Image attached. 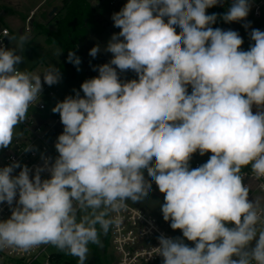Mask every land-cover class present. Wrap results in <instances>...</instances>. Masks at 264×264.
<instances>
[{
    "label": "clouds",
    "instance_id": "1",
    "mask_svg": "<svg viewBox=\"0 0 264 264\" xmlns=\"http://www.w3.org/2000/svg\"><path fill=\"white\" fill-rule=\"evenodd\" d=\"M227 2L127 0L112 13L119 32L88 53L111 59L51 109L63 125L58 155L0 167V205L10 209L0 219V251L49 245L87 264L89 245L103 247L101 235L155 183L163 220L182 237L160 233L148 258L264 264V204L250 198L243 172L264 179V31L244 23L253 43L243 50L238 31L213 27L246 21L252 0H230L222 14H209ZM5 37L14 46L0 40V149L10 148L44 85L63 78L54 64L42 72L21 67L28 34L4 30ZM67 62L81 70L75 51ZM127 71L137 78L122 80ZM23 151L37 149L28 143ZM195 153L211 155L192 168Z\"/></svg>",
    "mask_w": 264,
    "mask_h": 264
},
{
    "label": "built area",
    "instance_id": "2",
    "mask_svg": "<svg viewBox=\"0 0 264 264\" xmlns=\"http://www.w3.org/2000/svg\"><path fill=\"white\" fill-rule=\"evenodd\" d=\"M109 10L119 11L127 0H99ZM91 3V1H90ZM97 8L95 3H91ZM264 3H252L254 16L259 17ZM34 15V14H33ZM29 18L27 20L26 32H30ZM3 28L0 32V40L4 38ZM179 31V29H177ZM134 79L137 78L133 72ZM58 90L53 86L44 85L40 103L29 109L27 120L18 125L16 135L10 148L0 149V167L10 164L13 160H18L21 164H26L29 167L42 164L41 153L52 157L58 155L55 150V142L59 134L63 132V125L59 118L54 117L50 102L56 98ZM51 100V101H50ZM255 111V108H254ZM31 143L37 149L33 152H24V147ZM211 153H206L200 156L199 153L193 154L190 161L192 168L198 167L205 163ZM20 169L16 170L18 174ZM246 174L245 183L250 188V198L259 199L264 204V179L257 180L251 173L250 168L243 171ZM45 177L47 174H44ZM145 176L147 173L145 171ZM153 196L163 201V194L159 192L155 183L152 184ZM120 215L123 217V222L118 227H113L108 232V240L112 245V249L117 255L116 264H154L162 258L159 255H153L148 258V255L154 253L155 247H158L159 241L157 237L160 233H164L171 237H176L170 228L169 222H162L159 216L152 210H147L144 207L133 206L128 203L126 210ZM10 216V209L6 204L0 205V219H5ZM61 252L49 245H42L29 252L20 250H3L0 251V264H57L58 257Z\"/></svg>",
    "mask_w": 264,
    "mask_h": 264
},
{
    "label": "rangeland",
    "instance_id": "3",
    "mask_svg": "<svg viewBox=\"0 0 264 264\" xmlns=\"http://www.w3.org/2000/svg\"><path fill=\"white\" fill-rule=\"evenodd\" d=\"M41 1L44 0H0V7L3 6L8 8L7 11L0 10V32L3 28H7L11 34H28L30 37V42L26 46L24 51L25 62L21 65L22 68L42 72L49 64H54L57 67L62 62L63 52L60 47L57 46H48L45 42V37L40 34V28H55V21L59 19L65 13V1L66 0H48L47 3L40 8V10L35 15V24L31 28L30 32H26V17L29 15L30 11L34 9ZM70 0H67L69 2ZM95 3L97 9L100 13L99 21L103 24L104 29L99 32H89L85 38L82 50L84 52V60L86 61L89 72L91 73L90 77H95L98 75L97 71L93 70V66L101 65L107 63L111 57V53H104L101 51L96 58L89 56V50L99 43L102 47L106 45L107 41L110 39L113 33L119 32V29L113 27V22L111 20L112 13L116 12L114 10H109L99 0H89V2ZM259 1V0H257ZM252 2H254L252 0ZM230 4V0L226 3L224 8L213 7L208 9L209 14L215 12L222 14L227 6ZM54 8H57L56 13L50 17V13ZM264 9V7L262 8ZM262 13V12H261ZM107 22V26H105ZM246 22H251V28H258L261 31H264V14H261L259 17L254 16L253 9L250 10V13L246 21L242 22H233L230 24L220 21L222 24V29H232L238 31L241 37L244 40L242 45L243 50H247L249 44L252 42L249 38L248 33L251 31V28L245 29L243 24ZM9 47L14 46L8 44ZM122 80H131L134 79L133 72L127 71L120 74ZM54 88L58 90V94L55 99H53L50 104L51 107H54L57 101H62L69 93V88L61 81L60 83L54 85ZM160 201L158 198L149 193L148 199L140 203L128 202L133 206L144 207L147 210L154 211L162 222L163 220ZM171 228V227H170ZM172 230V229H171ZM172 232L177 236L182 237V232L180 230H175ZM101 240L103 247H98L97 245H89L90 247V256L87 264H116L117 255L112 249V245L108 240L107 235H101ZM186 243H192L185 241ZM57 264H77L76 258L61 253L58 257Z\"/></svg>",
    "mask_w": 264,
    "mask_h": 264
},
{
    "label": "trees",
    "instance_id": "4",
    "mask_svg": "<svg viewBox=\"0 0 264 264\" xmlns=\"http://www.w3.org/2000/svg\"><path fill=\"white\" fill-rule=\"evenodd\" d=\"M65 2V13L55 21V28L44 27L40 28L39 31L45 37V42L48 46L61 48L63 58L59 68L63 77L62 82L69 88L68 95H74L73 89L80 90V85L86 79L91 78V73L84 60L85 55L82 50L85 38L89 32H99L104 27L101 21H99V11L88 0H70L69 2L66 0ZM220 21L218 20L213 27L222 28V24L219 23ZM107 24L105 22V26ZM69 50L75 51L81 58L80 71H77L73 64L67 62ZM81 95H83L82 91ZM53 115L60 119L59 114L53 113ZM246 169H243V171ZM189 245L193 246L192 244Z\"/></svg>",
    "mask_w": 264,
    "mask_h": 264
},
{
    "label": "crops",
    "instance_id": "5",
    "mask_svg": "<svg viewBox=\"0 0 264 264\" xmlns=\"http://www.w3.org/2000/svg\"><path fill=\"white\" fill-rule=\"evenodd\" d=\"M47 1L48 0H44V1H41L34 9H32L31 11H30V13H29V15H27V17H26V21L29 19V18H31V20H30V26H31V28L34 26V24H35V19H34V17H35V15L37 14V12L40 10V8L42 7V6H44L46 3H47ZM89 1V0H88ZM254 2H252V3H258V2H263L264 3V0H259V1H257V0H253ZM263 7H264V5H263ZM54 9H57V8H54ZM53 9V10H54ZM262 13L261 14H264V9H262V11H261ZM52 13V12H51ZM50 13V14H51ZM34 14V15H33ZM50 17H51V15H50ZM33 23V24H32ZM32 24V25H31ZM176 235V234H175ZM176 237H177V235H176ZM188 244H192V243H188ZM154 264H162V259L160 260V261H158V262H156V263H154Z\"/></svg>",
    "mask_w": 264,
    "mask_h": 264
},
{
    "label": "water",
    "instance_id": "6",
    "mask_svg": "<svg viewBox=\"0 0 264 264\" xmlns=\"http://www.w3.org/2000/svg\"><path fill=\"white\" fill-rule=\"evenodd\" d=\"M225 5H226V4H225ZM225 5H224L223 7H221V6H217V7H218V8H224ZM0 10H1V11H7L8 8H5V7L1 6V7H0ZM56 11H57V9H54L50 15L53 16V15L56 13ZM32 24H33V23H32ZM32 24H31V25H32ZM8 44H9V40H8V38H6V45L8 46Z\"/></svg>",
    "mask_w": 264,
    "mask_h": 264
}]
</instances>
